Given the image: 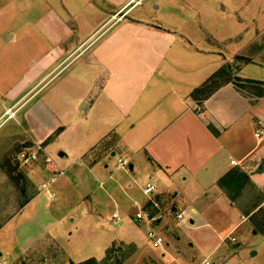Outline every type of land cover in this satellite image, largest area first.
<instances>
[{
    "label": "rangeland",
    "instance_id": "rangeland-1",
    "mask_svg": "<svg viewBox=\"0 0 264 264\" xmlns=\"http://www.w3.org/2000/svg\"><path fill=\"white\" fill-rule=\"evenodd\" d=\"M127 1L0 0V258L11 264H79L90 259L101 262L110 247L117 243L113 250L125 258L124 264H204L208 259L211 264H264V206L233 229L234 223L241 221L238 215L216 212L215 216H192L189 201L183 194L191 189L186 187L179 190L175 203L171 196L163 203L160 220L138 222L137 214L144 213L142 203L158 194L162 186L153 178L156 190L149 196L143 193L150 170L144 155L136 157V153H128L124 158H128L129 166L133 162L135 170L131 171L128 166L120 171L119 159L123 156L118 143L111 152H118L115 157L108 154L99 158L104 159L99 167L107 163L108 170L87 171V188L83 175L74 171L66 175L72 179L71 188L63 189L60 181L44 189L45 182L37 174L44 170L46 163L21 165L20 154L36 148L29 138L32 130L26 120L32 114L36 123L41 119L55 123V115L69 124L65 136L50 145L45 154L53 161H60V152L72 154L71 159L63 161L64 168L77 159L80 144L96 126L91 123L94 114L83 108V104L74 108V102L77 96L88 92V86L98 80L101 73V69L90 63L92 51L75 58L57 75L58 70H55L42 83L41 78L33 76L35 72L26 78V70L34 63L39 64L37 69H40V59L57 48L67 51L66 58L77 47L71 46V41H77L80 34H90L93 24L103 21L102 11L115 12ZM135 1L139 3L130 10L126 23L130 19L146 20L179 34L164 62L161 77L156 76L150 88L160 82L162 86L171 84L176 88L200 85L221 69L233 65L236 72L228 69L227 72L232 80L235 76L240 78L236 79L240 90L253 100H256L254 95L264 96V0ZM132 5L133 2L128 8ZM51 29L55 39L69 35V30L74 36L63 46L54 45L49 37ZM55 67L53 65L47 73ZM53 75L55 77L51 78ZM252 79L261 84L255 87L244 81ZM47 81L45 87L20 107L15 119H8L3 109L7 92L19 97L24 88L28 91L37 85L18 107ZM165 95L164 100H167ZM45 103L51 108L50 114L42 111ZM254 106L252 115L263 124L264 97ZM108 107L107 103L103 104L98 115L101 117ZM78 113L83 114V119L89 117L93 126L75 127L73 122ZM259 130L263 131L259 139L263 142L264 128L259 127ZM261 150L252 159L264 155ZM100 151L94 153L93 158H98ZM256 185L243 190L242 201H248L253 195L256 200L263 199L264 180H258ZM37 194L34 201L26 203ZM50 194L55 195V200L50 199ZM81 198L86 205L80 203ZM79 203L90 208L91 214L84 216L81 210L70 214ZM195 208L200 212L202 205L197 202ZM182 209L186 215L179 221L177 215ZM194 217L195 224L191 225ZM120 221L124 225H120ZM150 232L163 238L160 247H154ZM111 256H117L116 252Z\"/></svg>",
    "mask_w": 264,
    "mask_h": 264
},
{
    "label": "crops",
    "instance_id": "crops-1",
    "mask_svg": "<svg viewBox=\"0 0 264 264\" xmlns=\"http://www.w3.org/2000/svg\"><path fill=\"white\" fill-rule=\"evenodd\" d=\"M132 2L133 5L128 8ZM138 3L135 0H128L115 12L102 11L103 21L94 23L90 34H80L81 37L77 41H71V46L77 47L70 55L65 58L67 51L61 48L51 50L40 59V69H37L39 64L34 63L32 65L34 68L26 70V78L35 72L33 76L41 78L42 83L55 70H58L57 75L75 58L91 51V65L101 69L99 79H95L90 86L87 85L88 92L77 96L74 102V108L78 109L79 105L83 104V108L94 114L91 123L96 127L89 122V117L83 119L82 113L77 114L74 126H93V133H89L90 135L82 141L79 150L76 151L77 159L70 165L64 168L63 161L71 159L72 154L60 152L64 153L63 157L59 156L60 161L52 160L50 165L44 164V170L37 174L40 178L37 177L45 183H50L43 184V187L46 185V189L61 181L59 186L66 190L73 185L72 179L66 176L67 173L76 171L83 175L86 181L83 184L87 188V171H101L102 168L108 170L110 166L107 163L104 167H99L104 162V159L99 158L108 154L115 157L118 152H111L118 143L120 154L123 156L119 160L128 161L127 157L124 158L128 153H136V157L146 156L150 167L147 181L152 183L155 178L162 186L158 194L142 203L143 211L153 220L157 221L163 217L160 207L167 203L168 197H174L171 200L175 203L176 198L180 196L179 190L187 187L191 191L183 194L189 201L192 216L203 218L205 214L213 216L216 212L233 214L236 217L238 215L241 221L234 223V229L239 223H244L243 217H251L264 206V197L256 200V196L253 195L248 201H242L245 188L257 187V181L264 180V172H260L261 165L264 164V155L256 160L252 159L261 149L264 153V141H259L263 134L259 127L264 128V123L260 124L261 120L257 121L252 115L254 103L264 96L254 95L256 100H253L254 98L242 92L236 85L229 83L221 86L200 103L192 94L206 81L200 85L179 88L171 84L165 87L167 85L162 86L158 81L159 85L150 88L155 77H161L164 62L176 44L179 34L146 20L130 19L126 23L130 17V10ZM54 35L51 29L49 35L51 41L54 45L60 46L65 45L66 40L74 36L70 30L69 35L64 34L61 40L55 39ZM74 54L76 55L69 60ZM53 65H56L54 70L47 73ZM54 77L55 75L51 78ZM48 81L18 107L16 106L20 101L37 85L28 91L24 88L19 97H13L11 92H7L5 100L7 104H11H6L3 109L9 116L8 119H15L20 107L29 102L48 84ZM165 94L168 96L167 100H164ZM105 101L109 107L100 117L98 110L106 104ZM41 108L44 113L50 114L51 108L48 104H42ZM54 118L55 123L52 121L46 123L43 119L36 123L33 121L34 114L26 119L27 125L30 124L28 127L32 130L29 136L32 144L36 147L41 146L44 151L61 140L67 132L69 124L66 125L58 116L54 115ZM98 123L101 124L100 127L97 126ZM257 134L261 136L257 137ZM99 150H102L100 151L102 154L96 159L93 158L95 156L93 154ZM131 163L129 168L134 171L135 165ZM126 168L120 165L119 170L124 171ZM112 178L113 175L109 176L110 180ZM225 178H228V181L224 182L223 186L220 185V181ZM38 195L32 196L26 203H31ZM236 195L237 201L233 202L231 197ZM86 197L84 196L85 199ZM50 199L52 200L51 197ZM81 199L80 203L86 205L83 198ZM197 202L202 205L200 212L195 208ZM80 203L75 210L70 211V214L76 213L77 210H81L84 216L91 214L90 208L83 207ZM176 209L173 206V211ZM181 212H185V209L179 210V213ZM71 218L75 222L76 219ZM194 219L195 217L191 219V225L195 224ZM119 224L124 225L122 221ZM116 244L114 243L112 247Z\"/></svg>",
    "mask_w": 264,
    "mask_h": 264
},
{
    "label": "trees",
    "instance_id": "trees-1",
    "mask_svg": "<svg viewBox=\"0 0 264 264\" xmlns=\"http://www.w3.org/2000/svg\"><path fill=\"white\" fill-rule=\"evenodd\" d=\"M233 68H234L233 65L232 66L230 65L227 69L236 72L235 68H234V70H233ZM227 69L223 68L219 72L213 74L210 77V79L206 81V83H204L200 88L196 89L193 92V94H192L193 98L196 101H199L200 103H202L203 100H205L206 98L211 96L221 86H223L225 84H229V83H233L234 85H236V87L241 89L239 83L237 82L240 78L235 76L234 77L235 80H232V78H230V76L228 75L230 72H227ZM236 79H238V80H236ZM244 81L251 83L255 87H258V85H260V83L258 81H254V80H244ZM259 96H262V94H259ZM13 171H14V169H13ZM226 181H228V178L222 179L220 181V185L223 186L224 182H226ZM231 198H232L233 202L237 201V195L232 196ZM113 248L114 247H112L108 250L107 256L104 259V261L100 262V261H97L96 259H90V260H87V261L79 263V264H124L125 258L122 257L120 252L114 251ZM113 252H116L117 256L112 257L111 255ZM72 264H75V263H72Z\"/></svg>",
    "mask_w": 264,
    "mask_h": 264
},
{
    "label": "built area",
    "instance_id": "built-area-1",
    "mask_svg": "<svg viewBox=\"0 0 264 264\" xmlns=\"http://www.w3.org/2000/svg\"><path fill=\"white\" fill-rule=\"evenodd\" d=\"M261 134H257V137H260ZM19 161L21 162V165L24 167H28V166L33 165L35 163H38L40 161H43L46 164H51L53 162L52 159L45 154V151L41 146H38L29 152L21 153L19 156ZM120 165L122 168L129 166L127 161H121V160H120ZM45 187H46V185H44V188ZM155 190H156L155 186L152 183L148 182L146 184V186L143 188V193L145 195L149 196V195L153 194ZM50 197L52 198V200H55V198H56L54 194H50ZM185 215H186L185 212L179 213L177 215V220H179V221L184 220ZM115 218L118 219L119 217L117 215H115ZM247 219L248 218H246V217L242 218L243 221H246ZM136 220L138 222H143V221H152L153 219L151 218V216L149 214L144 212L142 214L141 213L137 214ZM149 237L153 241L154 247L158 248L163 244V238L158 236L157 234L150 232ZM232 240L235 241V239H232ZM0 264H11V263H9L7 260H5L3 258H0ZM204 264H211V262L208 259L204 262Z\"/></svg>",
    "mask_w": 264,
    "mask_h": 264
},
{
    "label": "water",
    "instance_id": "water-1",
    "mask_svg": "<svg viewBox=\"0 0 264 264\" xmlns=\"http://www.w3.org/2000/svg\"><path fill=\"white\" fill-rule=\"evenodd\" d=\"M60 157L64 156V153H60ZM260 172H264V164L261 165Z\"/></svg>",
    "mask_w": 264,
    "mask_h": 264
}]
</instances>
